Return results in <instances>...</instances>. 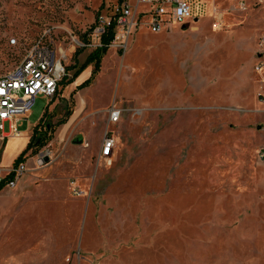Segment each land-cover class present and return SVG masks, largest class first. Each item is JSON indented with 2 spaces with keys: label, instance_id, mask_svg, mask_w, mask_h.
Returning <instances> with one entry per match:
<instances>
[{
  "label": "rangeland",
  "instance_id": "1",
  "mask_svg": "<svg viewBox=\"0 0 264 264\" xmlns=\"http://www.w3.org/2000/svg\"><path fill=\"white\" fill-rule=\"evenodd\" d=\"M186 1L202 22L137 29L75 77L116 0H0V75L38 42L67 55L53 104L37 96L15 121L28 132L45 117L32 155L51 160L0 264H264V0Z\"/></svg>",
  "mask_w": 264,
  "mask_h": 264
},
{
  "label": "built area",
  "instance_id": "2",
  "mask_svg": "<svg viewBox=\"0 0 264 264\" xmlns=\"http://www.w3.org/2000/svg\"><path fill=\"white\" fill-rule=\"evenodd\" d=\"M116 2L117 10L114 15L98 21L96 33L100 37L112 22L116 25L115 31L119 32L116 33L115 39L128 40L133 32L141 27L148 28L153 34H160L174 25L184 26L194 21L192 7L186 0H116ZM239 5L242 10L247 8L243 0ZM66 59L65 52L57 53L50 45L38 42L25 52L14 69L0 75V131L4 129V123L10 121L12 131L18 135L19 132L15 131V121H22L21 117L29 111L37 96H44L53 104L61 92V82L66 76ZM254 70L262 77L257 98L264 105V36L258 42ZM122 113L116 104L110 106L109 127L120 122ZM115 148V138L106 136L101 147V159H110ZM261 157H264V154ZM24 158L26 157L17 160L7 169L0 167V190L16 187L18 181L28 173ZM46 159L50 162L49 152L43 151L36 155L37 166L48 165Z\"/></svg>",
  "mask_w": 264,
  "mask_h": 264
},
{
  "label": "crops",
  "instance_id": "3",
  "mask_svg": "<svg viewBox=\"0 0 264 264\" xmlns=\"http://www.w3.org/2000/svg\"><path fill=\"white\" fill-rule=\"evenodd\" d=\"M193 16L194 21L191 22L192 24L202 22L203 19L200 20V17L198 15L193 14ZM183 27H187V25L181 26V28ZM171 28L169 30H171ZM144 29L149 30L146 27H144ZM255 56L257 59V51ZM260 82L261 81H256L257 86L255 89V94L257 101ZM44 118L45 117H43L42 120H44ZM42 120L41 123L37 125H42ZM37 125L31 128L28 132H19L18 135H15L14 132H12L11 135L0 133V167L7 169L12 166L17 160L21 159L22 155H24V157H26L24 158V160L28 169V173L18 181L16 187L12 189L3 188L0 190V236L3 237H8L11 233L14 232V223L18 221L21 215L24 216L30 210L32 211L31 208L37 201L39 194L37 190L38 187L36 186L34 181L38 179H45L44 175L47 174L45 171H40L43 170L45 166H37L35 156L32 155L33 149H30V152L27 153L28 145L32 136L34 135V130ZM262 154H264V152ZM30 213L31 212H29V214ZM29 231L30 229L25 230V232H23L21 236H24L25 233Z\"/></svg>",
  "mask_w": 264,
  "mask_h": 264
},
{
  "label": "trees",
  "instance_id": "4",
  "mask_svg": "<svg viewBox=\"0 0 264 264\" xmlns=\"http://www.w3.org/2000/svg\"><path fill=\"white\" fill-rule=\"evenodd\" d=\"M115 26H116L115 23L112 22V24L106 29L105 33L100 37L101 43L99 47L87 58L84 65L75 73V77H77L87 66L93 63L96 66L93 72V75L98 71L102 57L107 53L110 45L113 43L115 39V35H116ZM89 82L90 81H87L86 83H84L82 85V88L87 87L89 85ZM39 128H41V125H37V127H35L34 135L32 136L30 140L27 151L32 149L33 145L39 142V139L35 136V133L37 132ZM23 157L24 155L21 156V159Z\"/></svg>",
  "mask_w": 264,
  "mask_h": 264
},
{
  "label": "water",
  "instance_id": "5",
  "mask_svg": "<svg viewBox=\"0 0 264 264\" xmlns=\"http://www.w3.org/2000/svg\"><path fill=\"white\" fill-rule=\"evenodd\" d=\"M45 162H46V163H49V159H46Z\"/></svg>",
  "mask_w": 264,
  "mask_h": 264
}]
</instances>
